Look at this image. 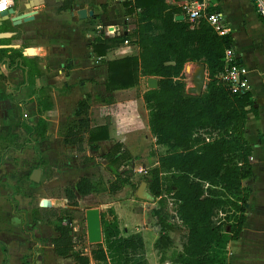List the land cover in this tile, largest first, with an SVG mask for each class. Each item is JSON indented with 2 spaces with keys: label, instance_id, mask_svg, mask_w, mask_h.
I'll use <instances>...</instances> for the list:
<instances>
[{
  "label": "trees",
  "instance_id": "1",
  "mask_svg": "<svg viewBox=\"0 0 264 264\" xmlns=\"http://www.w3.org/2000/svg\"><path fill=\"white\" fill-rule=\"evenodd\" d=\"M74 1L45 0V4L59 11L69 9ZM180 1L183 0H173V3L168 0H124V14L134 15L132 32L102 39L94 37L91 49L96 56H104L109 47L123 43L125 39L137 46L136 54L104 62L108 92L135 87L141 77L157 78V87L146 88L142 93L148 109L149 131L155 143L165 148L145 179L149 193L156 199L150 210L159 226L154 247L163 251L172 244L167 234L174 229L170 221L173 216L166 207L169 197L175 205V217L186 231L182 250L171 264H228L225 245L238 238L252 198L251 188L243 183L253 175V148L246 138V122L248 114L258 117L259 110L250 91H231L218 78L224 66V50L234 47V37L230 33L218 35L204 20L193 28L186 19L175 20L182 13L177 5ZM214 10L216 8H208L209 12ZM0 51L5 53L7 50ZM15 58L11 56L9 60L13 62ZM20 58L27 67L28 82L34 83L40 73L33 72V61ZM188 62L203 65L207 73L199 94L186 91L182 72ZM39 91L34 131L43 136L48 126L46 115L53 102L45 92L47 89L40 88ZM85 111L83 99L77 104L76 113ZM88 127V120L80 119L78 125L68 129L64 140L82 152L84 132L87 131L88 141L109 138L107 124ZM121 147L116 142L103 156L111 163H117L125 155ZM162 173L168 174L169 183H163ZM21 181L18 179V183ZM101 182L82 175L75 183V190L70 187L63 190L68 207H34L31 210L34 221L58 223L55 226L57 235L50 239L55 255L69 257L75 264L105 263L106 249L97 244L89 247V254L77 250L76 246L82 243L76 238L81 240L84 235H77L72 230L73 220L85 221L77 209L80 206L76 193L88 196L103 189L114 194L123 186L132 185L127 171L117 170L106 187ZM17 190L19 186H16ZM27 191L31 196L34 189ZM105 230L107 246L112 245L124 261H131L144 250L140 236L121 235L113 244V233ZM160 259L164 260L162 256ZM21 264H26L25 259Z\"/></svg>",
  "mask_w": 264,
  "mask_h": 264
},
{
  "label": "rangeland",
  "instance_id": "2",
  "mask_svg": "<svg viewBox=\"0 0 264 264\" xmlns=\"http://www.w3.org/2000/svg\"><path fill=\"white\" fill-rule=\"evenodd\" d=\"M123 1L124 0H75V2H73V5L79 3V5L84 6V8L96 12L98 18L96 20L93 17H86L85 19L78 18L77 13L71 12V7L67 10L59 11H56L54 7H47L43 11L42 17L37 20L36 24L32 25L30 29L20 30L18 36H20L21 33L27 32L28 40H30L28 44H38L44 47L48 51V54L52 56H57L65 50L64 53L67 55L63 62V78H59L60 73L57 72V70L60 69V67L58 65L52 72L54 82L50 84L51 87L46 88L48 90L46 93H48L53 99H55L54 96H59L63 93L60 89H64V83H67V81L71 79V77H69L71 73L70 69L73 66H76L77 70H82L83 61L87 60L86 57L89 58L90 60L87 65L90 66V70L97 69V72L94 74H88L89 71L84 70L85 73H82L80 70L81 74L72 80L73 86H82L85 83L89 86L87 92L82 96L86 103V115L90 118L88 125L91 126L104 122L105 117L111 115L115 118L124 116L126 113H128L127 115L130 118L134 116L137 122L134 125L129 126V120L120 122V125H117L118 123L114 124L115 129L116 127H120L121 130L127 133L134 132L129 135V141L133 148H131V150L125 149L124 157L119 159L117 163H111L103 156V153L108 150L107 147L96 152L88 163L83 161V156L80 157V154L76 150L69 148L63 154L69 158L74 166L71 169H67L65 174L62 175L61 167H57L55 162L50 165L48 160L43 158L47 153L41 154L40 152L35 151L36 159L34 162L30 161L31 156L29 150L32 148L31 146H33V144L30 143L24 135L20 142V145L22 146L21 149L23 150L22 155L14 158L15 153L13 152L9 153L6 157V161L11 162L13 165V168L10 169L11 172L7 170L6 173L8 175L10 174L13 179L9 180L7 177L8 175L6 174V176H0V180H9L11 182H8V185H10L17 173L20 174L24 171L27 172L39 168L41 170L39 182L30 183V185L34 187L33 193L35 194L36 199L46 198L47 196H59L60 198V196H63L64 188L74 187L75 181L81 173L100 179L102 181L101 183L106 187L111 181H113L115 170H117V172L127 171V174H129V181L132 182V185H125L114 194L101 189L88 196L79 198L80 207H78V209L80 215L85 217V210L88 208H98L100 210L102 239L100 243H88L87 236L83 233V229H85V221L81 223L79 219H77V222L73 223L76 228L74 232L77 235L82 234L84 236L81 240L76 238L78 242L80 241L82 243L78 245V247L76 246V249H79L85 254H89L90 246L100 244L101 247L106 249V261L103 264H135L138 261L142 264H168L181 252L186 233L184 227L181 226L175 217V205L173 204V200L169 197L166 198L167 211L173 216L170 221L173 224L174 229L167 231V234L172 240V244L169 248L163 251H158L154 247V243L158 238L159 226L156 224L155 218L150 214V210L152 205L156 203V199L154 198V200L150 202L142 200L136 196V190L139 184L148 178L149 170L156 164L159 155L165 151L163 146L155 143V138L149 131L147 121L148 109L142 99V93L147 88L146 83L139 81V84L132 88L115 90L113 92L106 91V66L102 64V62H99V60H96L94 56L89 57L87 53V48L93 41L91 39H94V36L98 37L96 30L94 29L95 25L98 23L106 24L113 21H119L120 18H122L121 15H124ZM168 1L172 2V0ZM115 9H117L119 13H116L114 11ZM246 9L248 11H246ZM223 11L227 16H234L236 22L235 24H232L233 30L236 32L237 36H241L240 39H237V44L241 47L243 53L247 54L249 58L248 60L251 62L259 61L260 64L264 66V36L258 25V20H256L257 18L252 16L254 12L249 2L246 0H231L230 3L223 6ZM244 17L246 27H243L245 29L241 30L240 22ZM89 39L91 40L90 42ZM112 47H119L122 52L110 51L107 54V58H119V56L124 55L123 53H127L125 52V49L129 51L137 49L136 45L124 43H115ZM77 49L82 50L79 59L76 57L73 58L71 54ZM70 60L71 63L69 64L68 61ZM202 69L205 71L203 65L194 62L185 64L182 77L186 82L187 92L188 87L194 85V77L197 75V72ZM66 77H69V80ZM205 77L206 81V71ZM24 85L25 84L20 87L17 86L16 89L22 88ZM36 89L37 87L34 88L31 94L26 96V100H33L32 95L35 93L34 91H37ZM257 94V103L260 108V119L257 120L253 115H249V120L247 119L246 122V137L253 149L256 148V151H258L259 156L262 158L263 154L261 150H259L261 145L258 142V137H260L259 140L262 141V135L260 133H263L264 138V94L262 90L257 91ZM24 99L20 100L22 107L25 103ZM115 100L119 102L118 106H114L113 108L108 106L110 104L109 102H115ZM126 100L131 102L130 105H128L129 102H126ZM76 104L77 103L61 102L57 106V109L55 108V103L53 115L58 116V113L61 112L69 118L70 115L74 113ZM57 110H59V112ZM23 114L21 113V110H19V116L24 117ZM62 128L64 127L49 122L48 132L50 135L59 133L60 136H63ZM258 131H260V133ZM57 154L60 153L56 152V155ZM84 155L86 156V154ZM75 158L78 159V163H75ZM256 175L260 176L262 182L264 181V173H262L261 170L256 169ZM167 176V173H162V181L165 184L169 183ZM243 183L249 187L251 185L250 179L244 180ZM256 184L257 183L255 182L251 186V188L254 187L255 190V200L251 201V211L252 208H254V205H256L258 210L252 213L250 212L248 216L251 217V221L256 223L257 226L259 219L264 213V188H262L263 185L257 186ZM255 188H257L258 191H256ZM258 188L261 189L259 190ZM145 189L149 192L147 182ZM53 203H55V201H48L49 205H53ZM248 210H250V208ZM261 223H264V219L260 224ZM247 224L248 222H246L245 226H247ZM106 228L113 233V236H111L113 244L120 239L121 235L127 236L135 234L142 239H145V246L147 249H144L135 258L130 259L131 261H124V258L118 256V253L115 251L116 249L113 248L112 245L109 247L107 246L104 239V236H106ZM51 230L53 232V229H46L45 231L51 234ZM141 233H143V237ZM261 234L264 237V231ZM46 251L48 264H75L71 258H60L59 260L62 262L55 260L54 257L56 256L53 253V250ZM38 252L41 251L39 250ZM161 256L164 259L163 261L160 259ZM165 260L168 261L165 262ZM26 264H41V262L34 257L30 262H26Z\"/></svg>",
  "mask_w": 264,
  "mask_h": 264
},
{
  "label": "crops",
  "instance_id": "3",
  "mask_svg": "<svg viewBox=\"0 0 264 264\" xmlns=\"http://www.w3.org/2000/svg\"><path fill=\"white\" fill-rule=\"evenodd\" d=\"M208 1H209V9L216 8V10L214 11H220L223 13L226 23L229 27L228 33H230L234 37V48L239 55L241 63L245 66L247 84L249 86L248 91H250V93L252 94L255 105L258 107L259 110L258 117L255 116L253 117L258 120L260 119V108L257 103L258 101L257 91L262 90L264 94V66H262V64H260L259 61L258 62L249 61L247 54H244L241 47L238 46L237 39L238 38L240 39L241 36L239 35L237 36L232 26L233 23L235 24L236 20L233 15L227 16L223 11V6L225 4L230 3L231 0H208ZM27 3L28 2H23V1L16 3V5L13 7L14 9L13 13L9 14L8 18L5 19L0 25V32L10 33L9 36L0 38V50L1 49L7 50L5 53L0 51V176H6L7 170L11 172L10 169L13 168L11 162L6 161V157L8 156L9 153L14 152L15 153L14 158L20 157L22 155L23 150L21 149L22 146L20 145V142L24 135L25 138L28 141H30V143L33 144V146H31L32 148H30L29 150L31 156L30 161L32 162L35 161L36 159L35 151L40 152L41 154L47 153L45 156H43V158L47 159L50 165L53 162H55L57 164V167H61V174L63 175L65 174L67 169H71L74 166L69 160V158L66 157L63 153L69 148L76 150V146L74 144H71L64 140L66 133L69 128L78 125V121L80 119L86 118L88 120V123L90 120L89 116H87L86 113H76L77 104L79 103V101L84 99V97L82 98V96L87 92L89 86L87 83H85L82 86H73L72 80L77 78L78 75L81 74V71L82 73H85L84 70H87L89 71L88 74H94L95 72H97V69L90 70L89 68L90 66L87 65L90 59L87 57H86L87 60L83 61L82 70L81 69L77 70L76 66H73L70 69L71 73L69 77H71V79L69 80V77H66L68 78L69 81H67V83H64L63 85V87L66 86L69 88L60 89L63 93H61L59 96H54L55 99L51 98L53 102V106L52 109L46 115V119L48 120V126L43 136L37 135L36 132L34 131V126L38 120V114H37L38 103L36 101V98L41 95L39 89L40 88L46 89L47 87H51L50 84L54 82V77L52 75V72L54 71L55 67L58 65L60 67V69L57 70V72L60 73L59 78H63V70H62L64 67L63 62L67 54L64 53L65 52L64 50V52L59 53L57 56L49 55L48 51L44 47L38 44H28L30 40H28V35L26 34L27 32L21 33L20 36H18L20 30L30 29L32 25H35L37 20L42 17V13L47 7H53L50 5H46L44 3L43 5H40L36 8H31V9H36L37 11L34 14V18L31 21L22 22L18 25H13L11 21V17L21 13H25L26 11L30 10L25 8V5ZM249 4L251 5L252 10L254 12L252 16L254 18H257L256 20H258V25L262 30L260 19L258 15L255 13L253 5L250 2ZM70 7L72 8L71 10L72 13L73 12L77 13L79 9L84 8V6L79 5V3H76L74 5L72 4ZM114 11L116 13H119L117 9H115ZM246 11L248 10L246 9ZM93 14L96 15V12L93 11ZM94 19L95 20L98 19L97 16L94 17ZM240 23H241L240 29L244 30L245 28L243 27H246L245 17L241 19ZM91 40L89 39V42ZM110 51L122 52L119 47L113 48L111 46L107 49L104 56H96L92 52L91 45H89L87 48L88 56L89 57L94 56V58H96V60H99V62H102V64H104V61L111 59V58H107V54ZM125 52L127 53H123L124 55L119 57L136 54L137 49H133L130 51L125 49ZM81 53L82 50L77 49L71 54L73 58L76 57L79 59L81 57L80 56ZM18 54L20 56H18ZM11 56H15L16 60L13 62L9 60V57ZM20 57H24L26 59L33 61L34 65L33 67H31L33 69V72L38 71L40 73V75L34 79V83L30 84L28 82L27 67H25L22 64ZM68 63L70 64L71 60L68 61ZM188 63H192V62H188ZM105 72H107L106 67H105ZM140 82L146 83V78L141 77ZM22 83L25 84L24 87L16 89L17 86L19 87L23 86ZM36 87H37L36 89L37 91H34L35 92L33 94L34 96L32 95L33 100L30 101L26 100V96L28 94H31V92H33L34 88ZM45 92H48V90ZM23 99L25 100V103L22 107L20 100ZM61 102L74 103V104L77 103L74 113H72L69 118H67L61 112L58 113V116L53 115L54 112L53 109L55 108L58 109L57 106ZM126 102H129L128 105H130L131 103L129 100H126ZM55 103H56V107H55ZM109 103L110 104L108 106L112 108L114 106L119 105V102L117 100H115V102H109ZM19 110H21L22 114L24 113L23 114L24 117L19 116ZM57 111L59 112V110ZM127 114L128 113H126V115L124 116L118 115L119 116L118 118L117 117L115 118L113 115H111L105 117L104 122H100L96 125H91V126L88 125L89 126L88 128H93L95 126L107 124L109 138L107 140L93 142L87 140L88 139L87 131L82 134L83 151L82 152H78L77 150L76 151L80 154V157L83 156V161H85V163L90 162L89 160H91V157L94 156L96 152H98L104 147L108 148V150L105 152L107 153L109 149L116 142L122 144L121 150H125V149L131 150V148H133V146L129 141V135L134 132L127 133L121 130L120 127H116V129L114 127L115 123H118L117 125H120V122H125L127 120H129L128 122L129 126L137 123L136 118L134 116L130 118ZM249 115L252 114H248L247 117L248 120H249ZM107 118L109 119V121H107ZM49 122L50 123L52 122V124L56 123L58 124V126L64 127L62 128L63 136H60L59 133H54L50 135V133L48 132ZM258 132L260 133V131ZM246 133H247V128H246ZM260 134L262 135V141H260L259 140L260 137H258V142L261 145L260 146L261 148H259V150H261L263 157L261 158L259 156L258 151H256V148L253 149L251 161H252V170H253V165H254V170L252 177L248 178L251 181L250 188L252 184L255 182L257 183L256 184L257 186L263 185L262 188H264V181L262 182L260 176L256 175V169L261 170L262 173H264V147H262L264 146L263 144L264 138H263V133ZM56 152L60 154L56 155ZM84 154H86L87 157ZM74 161L75 163H78L77 158H75ZM32 171H27V172L24 171L23 173L20 174L17 173L16 177L14 178L13 182L10 183V185H8V182H11L9 180L13 179L10 176V174L9 175L7 174L9 180L6 181L5 179L0 180V264H21L22 260L25 259L26 262H30L31 259L34 257L39 259L41 264H48L46 250H51V249L53 250L52 244L50 243V239L57 235L55 226L58 223L52 221V223L48 224L45 221H41V220L34 221L32 219L31 210L34 207H41L39 202L40 200L43 199L47 201H55L53 205H50L48 207H64V208L68 207L66 203L67 200L63 196H60V198L59 196H47L46 198H39V199H36L34 193H32L31 196H28L27 189L28 188L34 189V187L30 185V183L31 182L36 183L30 180V174ZM82 175L84 174L81 173L80 176ZM80 176H78L76 181L79 179ZM85 176L92 177L88 174ZM18 179H22V181L18 183ZM16 186H19V191L18 190L16 191ZM70 188L75 190V185L74 187H70ZM255 189L256 191H258L257 188ZM258 189L260 190L261 188ZM251 190H252V198L249 200L248 209L250 208V210H247V220H246L248 224L247 226H245L246 224L245 222L237 239L229 240L225 245L228 264H264V237L261 234L264 231V223L260 224V222H263L264 213L263 216L259 219L257 226L256 223L251 221L250 219L251 217L248 216L250 212L252 213L258 210L256 205H254L253 206L254 208H252L251 211V206H252L251 201L255 200L254 187H252ZM76 196L78 202L80 201L79 199L80 197H84L77 193ZM33 201L36 202L34 206H32ZM46 229L48 230L53 229V232L51 230V234H49L48 232L45 231ZM141 235L143 237V233H141ZM144 249H147L145 246V239H144ZM39 250L41 252H38ZM55 256H56L54 257L55 260H59L60 258H62L57 255ZM166 261L168 260H165V262ZM171 262H169L168 264H171Z\"/></svg>",
  "mask_w": 264,
  "mask_h": 264
},
{
  "label": "built area",
  "instance_id": "4",
  "mask_svg": "<svg viewBox=\"0 0 264 264\" xmlns=\"http://www.w3.org/2000/svg\"><path fill=\"white\" fill-rule=\"evenodd\" d=\"M29 0H0V12L13 8L16 3ZM253 5L255 13L258 15L263 35H264V0H247ZM181 8V15L186 19L190 28L195 27L201 20L206 21L209 26L218 34L225 35L229 32V27L226 23L225 17L220 11H208V0H183L177 2ZM119 21H113L106 24H97L95 30L97 36L100 38L115 37L122 34L131 33L133 30V17L134 15H121ZM95 37V36H94ZM124 44H131L129 39H125ZM239 55L234 47H227L224 50V66L219 72L218 78L228 87L229 90L234 92H244L249 90L247 84L246 71L244 65L239 61ZM175 214V212H174Z\"/></svg>",
  "mask_w": 264,
  "mask_h": 264
},
{
  "label": "water",
  "instance_id": "5",
  "mask_svg": "<svg viewBox=\"0 0 264 264\" xmlns=\"http://www.w3.org/2000/svg\"><path fill=\"white\" fill-rule=\"evenodd\" d=\"M45 3V0H29L28 3L25 5L26 9H30L29 11H26L25 13H21L18 15H15L11 17V21L13 25H18L22 22H28L31 21L34 18V14L37 12L36 8L40 5H43ZM14 9L8 8L7 10L0 12V25L1 23L8 18L9 14L13 13ZM93 15L92 10H87L85 8H81L77 11V16L80 19H85L86 17H91ZM175 20L180 21L183 20V15H177L175 17ZM10 33H2L0 32V38L9 36ZM205 71L199 70L197 72V75L194 77V85L188 87V93L189 94H199L205 85ZM146 86L148 89H154L157 87V78L156 77H147L146 78ZM199 92V93H198ZM107 121L109 119L107 118ZM40 169L36 168L34 169L30 174V180L33 182H39L40 180ZM146 182L142 181L137 190H136V196L142 200L145 201H153L154 197L145 189ZM34 206L36 204L35 201L32 203ZM41 207H48L50 206L48 204V201L43 199L39 202ZM83 233L87 236V241L90 244L94 243H100L102 239L101 234V219H100V210L98 208H88L85 210V229H83Z\"/></svg>",
  "mask_w": 264,
  "mask_h": 264
},
{
  "label": "flooded vegetation",
  "instance_id": "6",
  "mask_svg": "<svg viewBox=\"0 0 264 264\" xmlns=\"http://www.w3.org/2000/svg\"><path fill=\"white\" fill-rule=\"evenodd\" d=\"M77 209H78V208H77ZM78 210H79V209H78ZM84 218H85V217H84ZM76 220H77V219H75V220L72 221V230H73V232H74V230H76L75 226L73 225L74 222H77ZM68 222H70V221H68ZM74 233H75V232H74Z\"/></svg>",
  "mask_w": 264,
  "mask_h": 264
},
{
  "label": "clouds",
  "instance_id": "7",
  "mask_svg": "<svg viewBox=\"0 0 264 264\" xmlns=\"http://www.w3.org/2000/svg\"><path fill=\"white\" fill-rule=\"evenodd\" d=\"M5 2H8V0H5ZM3 5H0V7H2Z\"/></svg>",
  "mask_w": 264,
  "mask_h": 264
}]
</instances>
